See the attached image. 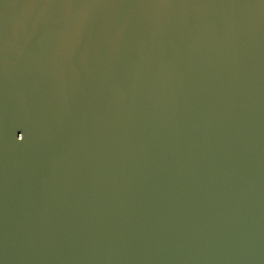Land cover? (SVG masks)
I'll return each mask as SVG.
<instances>
[{"label":"water","instance_id":"1","mask_svg":"<svg viewBox=\"0 0 264 264\" xmlns=\"http://www.w3.org/2000/svg\"><path fill=\"white\" fill-rule=\"evenodd\" d=\"M0 264H264V0H0Z\"/></svg>","mask_w":264,"mask_h":264}]
</instances>
